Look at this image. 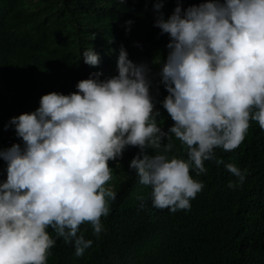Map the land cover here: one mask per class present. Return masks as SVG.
I'll return each mask as SVG.
<instances>
[{"label":"clouds","instance_id":"obj_1","mask_svg":"<svg viewBox=\"0 0 264 264\" xmlns=\"http://www.w3.org/2000/svg\"><path fill=\"white\" fill-rule=\"evenodd\" d=\"M152 2L153 27L169 38L155 75L173 125L159 126L151 67L131 61L123 45L116 75L101 80L100 72L90 73L75 92L48 93L35 111L10 118L4 130L14 128L21 143L0 148L7 165L0 181V264H47L57 239L83 256L93 240L81 226L90 225L97 239L105 232L101 218L117 198L107 186L109 162L127 148L139 149L129 169L150 189L151 206L176 213L190 210L204 188L191 173L206 174L207 161L224 163L216 149H237L252 122L264 131V0H201L186 9L176 0L167 17L166 0ZM125 24L130 30L133 21ZM81 58L90 67L100 64L90 45ZM175 141L186 158L169 155ZM224 167L236 178L228 188L242 187L246 170ZM139 200L143 208L145 198Z\"/></svg>","mask_w":264,"mask_h":264},{"label":"trees","instance_id":"obj_2","mask_svg":"<svg viewBox=\"0 0 264 264\" xmlns=\"http://www.w3.org/2000/svg\"><path fill=\"white\" fill-rule=\"evenodd\" d=\"M200 2L182 0L181 7ZM176 6V0H166L165 17ZM155 15L152 0H0V148L21 143L14 128L5 131L4 126L12 117L35 111L41 96L75 92L76 84L93 72H100L101 80L116 75L121 45L131 61L151 67L150 94L160 112L157 122L167 131L173 122L162 107L167 92L162 85L157 90L155 64L159 56L166 58L169 38L153 27ZM89 45L100 56L98 67L83 63L81 54ZM175 144L169 155L185 157L180 142ZM215 152L224 163L205 162L207 173L200 176L193 171L203 190L191 200L190 210L171 213L151 206L150 189L129 169L139 149L127 148L121 159L109 162L113 179L107 186L117 198L101 218L105 232L97 239L90 225H82L92 247L76 257L74 247L57 239L47 264H264V131L252 122L237 149ZM228 163L246 170L242 187L228 188L236 181L224 167ZM6 167L0 160V181L6 179Z\"/></svg>","mask_w":264,"mask_h":264}]
</instances>
